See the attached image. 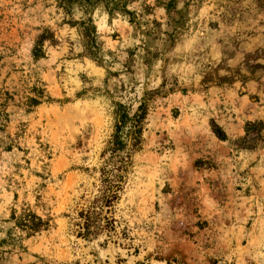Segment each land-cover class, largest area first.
<instances>
[{
  "label": "rangeland",
  "instance_id": "374dc122",
  "mask_svg": "<svg viewBox=\"0 0 264 264\" xmlns=\"http://www.w3.org/2000/svg\"><path fill=\"white\" fill-rule=\"evenodd\" d=\"M113 6L0 0V264H264V0Z\"/></svg>",
  "mask_w": 264,
  "mask_h": 264
},
{
  "label": "trees",
  "instance_id": "16d2710c",
  "mask_svg": "<svg viewBox=\"0 0 264 264\" xmlns=\"http://www.w3.org/2000/svg\"><path fill=\"white\" fill-rule=\"evenodd\" d=\"M61 6L69 7L75 1L89 2V0H57ZM112 3L113 9H119L125 7L127 0H106ZM80 31L82 33L83 42L86 50L89 54L97 57L99 52L98 41L95 34V29L90 23L80 22ZM40 50L38 48L34 49V55L38 56ZM146 102H141L137 110L129 116L127 111H123L118 124L112 134L111 140L109 142V150L111 152L123 151L127 152L128 149L138 148L141 142V132L143 130L144 119L146 117ZM127 125L126 133L123 137V128ZM212 132L221 140L226 138V135L222 128L216 124L214 121L211 122ZM127 149V150H126ZM13 219L15 225L23 231L27 236H31L37 232L48 229L49 219H43L41 216L37 215L29 206L21 209V211L16 214L13 213Z\"/></svg>",
  "mask_w": 264,
  "mask_h": 264
}]
</instances>
